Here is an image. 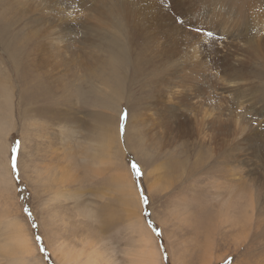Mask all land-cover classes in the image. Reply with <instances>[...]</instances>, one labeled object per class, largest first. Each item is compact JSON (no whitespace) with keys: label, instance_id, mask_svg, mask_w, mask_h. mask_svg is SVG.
Here are the masks:
<instances>
[{"label":"rangeland","instance_id":"obj_1","mask_svg":"<svg viewBox=\"0 0 264 264\" xmlns=\"http://www.w3.org/2000/svg\"><path fill=\"white\" fill-rule=\"evenodd\" d=\"M113 37L119 80L102 83ZM116 117L96 171L95 131ZM143 234L160 264H264V0H0V264L93 244L135 264Z\"/></svg>","mask_w":264,"mask_h":264},{"label":"bare ground","instance_id":"obj_2","mask_svg":"<svg viewBox=\"0 0 264 264\" xmlns=\"http://www.w3.org/2000/svg\"><path fill=\"white\" fill-rule=\"evenodd\" d=\"M101 28L107 30L105 27H101ZM109 44H110V47H109V49L107 51L108 58H105L102 61L101 66L99 67V77L102 79V83H109L110 81L113 82L114 80L118 79L117 78V75L118 74L116 73L117 72L116 71V63L118 61H120L119 54H121V51L123 50V47H121L119 40L117 38H115V37H113L110 40V43ZM14 60H15V58H14ZM205 65H206V63H205ZM106 69L109 70V74L108 75L105 74V70ZM131 85L133 86V84H131ZM4 95L5 94H3V96ZM116 96H117V98H116L117 100L114 98L116 100L115 101L116 104L113 106V108L117 107V110L116 111H117V114H118V112H119V106H120L119 104H120V101L122 99V97H121L122 95H119L118 92H117L116 93ZM98 97H99V95H98ZM109 98H111V97H109ZM202 114H203L202 115L203 118L207 117L206 116L208 114L207 113V110L206 109H203ZM112 118H107V120L105 119L103 121V124L100 125L99 129L95 131V134H97V136L99 137V139L102 140V143H101L102 146H106V147H102L100 150H97L96 148H94V150L95 149L96 150L93 151V152H91L92 153L91 154L92 156L91 155L90 156L93 157V158H95L96 160H98V161H94L92 163L93 169L94 170L96 169V171H97V169H99L98 166L100 164L103 165V163H106V161L108 162V161H110V159H112L111 158V148L112 147H111L110 144L111 143H114L117 140V138H118L117 137V117H116V125H115V120L112 119ZM108 120H111V121L108 122ZM205 123H206V120H204L203 123H202V121L200 123L202 130H204L206 128V126L204 127ZM179 126L181 127V130H179V131H181V133L184 134L186 131H188V128L190 129V120L189 119H186V118H183V121L179 122ZM202 132L206 133L205 130L202 131ZM157 135H160V133H157L154 136H157ZM134 138L135 137L133 136V139ZM149 138H148V140H150ZM160 141L161 140H159L158 142H160ZM172 144H175L176 145L177 143H172ZM172 144L165 145V147L172 146ZM153 146H154V144H153ZM97 151H99L100 153H97ZM61 177H63V173H61ZM116 179L118 180V186L123 189L121 191L123 192L124 196H126V195L129 196V199H126L125 202H128L130 199H135V192H134L133 186H132V184H131V182L129 180V174H128V172L125 169L122 172H117L116 171ZM60 195H61V192H58L57 196H60ZM137 219L140 221L139 223H141L142 220L139 217ZM9 227H11V226H9ZM14 227H17V225L15 224ZM10 229H9L10 238H11V240H13L12 241L13 244L15 246L19 247V250L22 251V253H24L25 255L27 254V256H30V254L32 253L33 249L31 247L32 244L30 242V237H29L28 233L25 232V230L23 229L22 225H20V226L18 225V227L17 228H14V230H13V228L11 230ZM143 236L144 237L140 236L141 237L140 238L141 246H147L148 244L146 242H148V241L151 242V246L150 247L148 246L149 248L146 250V252H145V249L141 250L139 248V252H136V253L133 254L132 261L133 262H136L138 264H160V262L158 260V252H157V250L154 247V243H153L152 236L151 235H146V234H143ZM86 240L87 239H85V241ZM88 242H89L88 244L90 245V241H88ZM96 245L93 244L92 247L89 246L90 248L89 249L87 248V250L83 249V248H85L84 245H82L83 248H81L80 250L75 249L77 251H75V250H73V249L70 248L67 251L59 252L58 253L59 256H56V257H59V261L62 262V264H109V260L107 258V254H105L104 252H102L101 250H103V249L100 250V248H98L99 246L97 247ZM59 248H61V247H59ZM59 248H58V250H59ZM79 248L80 247H78V249ZM135 249H137V248H135ZM60 251H61V249H60ZM55 254H57V253H55ZM27 256L25 258L26 260H27ZM81 258H83V260H81Z\"/></svg>","mask_w":264,"mask_h":264},{"label":"snow or ice","instance_id":"obj_3","mask_svg":"<svg viewBox=\"0 0 264 264\" xmlns=\"http://www.w3.org/2000/svg\"><path fill=\"white\" fill-rule=\"evenodd\" d=\"M197 31H198V33L199 32L206 31V34L209 37H211V36L214 35V33L212 31H207V30H204V29H197ZM122 119H124L125 121L127 119V112H126V110L122 112ZM13 151H18V148L17 149H13ZM130 167L133 170V172L136 174L137 177L142 176L143 173H142L141 167H140V165L135 160H132L130 162ZM141 199L144 201V203H148L147 197H145V196L142 195L141 196ZM25 211H28L29 215H31V212L28 209H25ZM151 224H152V222L149 221V225L150 226H151ZM153 230L156 231L157 234H159V231L160 230L158 228H153ZM40 239H41V237L38 236L37 237V240H40Z\"/></svg>","mask_w":264,"mask_h":264}]
</instances>
